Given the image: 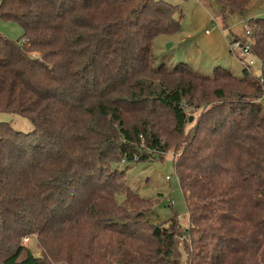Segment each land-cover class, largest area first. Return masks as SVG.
<instances>
[{"label":"trees","instance_id":"16d2710c","mask_svg":"<svg viewBox=\"0 0 264 264\" xmlns=\"http://www.w3.org/2000/svg\"><path fill=\"white\" fill-rule=\"evenodd\" d=\"M175 15L162 0H0L23 30L0 37V114L31 126L0 122V264H264V20L249 26L259 77H204L152 65ZM161 138L176 141L183 230L116 168L161 157Z\"/></svg>","mask_w":264,"mask_h":264},{"label":"rangeland","instance_id":"374dc122","mask_svg":"<svg viewBox=\"0 0 264 264\" xmlns=\"http://www.w3.org/2000/svg\"><path fill=\"white\" fill-rule=\"evenodd\" d=\"M162 1L176 7L175 19L179 23V31L171 35H160L153 41L154 68L161 64L170 67L184 64L204 77H211L215 68L226 70L237 78L243 77L241 63L229 52V44L232 39L252 41L251 28L247 38L245 28L250 26V22L252 25L256 20H264V0H248L243 13L231 9L223 11L217 0ZM205 31L209 33L206 35ZM22 35L23 30L17 23L0 18V37L21 44ZM250 60L254 59L247 58L245 63ZM249 72L253 76H260L257 67H252ZM198 116V113L189 116V119L193 120V127ZM0 122L10 123L14 129L21 132L31 130L28 122L18 117L0 114ZM161 139L163 144L167 143L170 147L161 157L155 155L148 161L120 163L116 168L124 173L127 187L131 191L152 203V217L157 223L168 222L174 216L183 230L188 226V213L173 163L179 157L173 150L176 141ZM169 200H172V204ZM33 238L34 236L22 238V244L33 256L40 258L41 252ZM184 241L183 238L180 239L181 244ZM185 244L190 247V251L193 246L195 248L194 244ZM187 256L188 254H182L181 264H187Z\"/></svg>","mask_w":264,"mask_h":264},{"label":"built area","instance_id":"2783aa9c","mask_svg":"<svg viewBox=\"0 0 264 264\" xmlns=\"http://www.w3.org/2000/svg\"><path fill=\"white\" fill-rule=\"evenodd\" d=\"M209 32L205 31V34L207 35ZM245 36L246 38L250 36V29L249 27L245 28ZM229 52L235 56L237 59H239L241 64L243 66H246L248 69H251L252 67H257V69L262 68V63L258 59H254L251 56V42H242L240 40L232 39L229 44ZM247 58H253L254 60H250L247 63H245V60ZM260 83L263 85L264 88V79H260ZM261 103L264 105V94L261 98ZM169 203L172 204V200H169Z\"/></svg>","mask_w":264,"mask_h":264},{"label":"water","instance_id":"95a60500","mask_svg":"<svg viewBox=\"0 0 264 264\" xmlns=\"http://www.w3.org/2000/svg\"><path fill=\"white\" fill-rule=\"evenodd\" d=\"M191 121H192V118L189 119V122H191Z\"/></svg>","mask_w":264,"mask_h":264}]
</instances>
